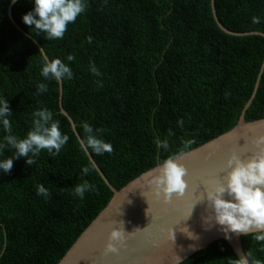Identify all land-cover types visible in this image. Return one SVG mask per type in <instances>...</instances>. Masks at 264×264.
<instances>
[{
  "label": "trees",
  "instance_id": "16d2710c",
  "mask_svg": "<svg viewBox=\"0 0 264 264\" xmlns=\"http://www.w3.org/2000/svg\"><path fill=\"white\" fill-rule=\"evenodd\" d=\"M12 4L0 0V97L13 110L12 134L26 136L34 113L46 108L69 140L58 155L44 150L34 165L21 157L10 172H0V264H58L114 196L61 104L82 139L87 122L112 144L111 153L89 151L121 189L169 156L239 123L264 63V36L225 32L212 0H88L87 11L68 25L63 39L47 40L23 22L32 0ZM215 6L227 29L264 33V0H215ZM20 27L50 59L71 67L74 76L62 81V93L60 82L41 75L45 55ZM69 54L74 61H67ZM92 62L100 76L90 70ZM39 83L48 85L47 92L38 91ZM262 118L264 72L245 115L247 122ZM6 134L0 127V140ZM157 139H167L168 149H158ZM186 140L194 143L185 149ZM85 181L93 190L81 200L74 190ZM40 185L48 198L37 195ZM242 243L245 253L264 264V242L243 235ZM236 256L226 240H218L179 264H228Z\"/></svg>",
  "mask_w": 264,
  "mask_h": 264
},
{
  "label": "clouds",
  "instance_id": "9594fccd",
  "mask_svg": "<svg viewBox=\"0 0 264 264\" xmlns=\"http://www.w3.org/2000/svg\"><path fill=\"white\" fill-rule=\"evenodd\" d=\"M17 2L18 0H11L13 4ZM32 2L34 7L23 15V22L33 33H43L47 40L63 39L68 25L74 24L88 9V0H32ZM88 39L91 42V37ZM74 60V55L67 56L68 62ZM90 70L97 76L101 75L94 62L90 64ZM41 75L46 80H55L58 83L65 79L71 80L74 76L68 63L59 58L50 59L47 55L42 60ZM37 88L40 93H44L47 92L48 85L39 83ZM12 113L9 100L0 97V127L7 133L0 140V172H10L14 161L21 157L26 158L27 165H34L36 158L44 150L52 155H58L68 143L69 136L62 132L59 120L54 119V113L48 109H40L34 113L33 125L24 137L12 134V123L9 119ZM180 123L182 124L183 121ZM82 126L86 134L81 145L83 148L90 149L97 155L113 151L112 144L100 135L101 129H94L87 122ZM169 135L174 133L169 130ZM192 143L193 140H186L184 148L190 147ZM256 144L264 145V137L258 138ZM156 145L158 149L162 147L167 150L169 141L157 139ZM6 150H11L14 154L5 158L3 154ZM181 159L182 154L169 156L158 166L153 177L152 184L156 194L162 195L165 202L170 203L173 196L183 197L188 191V169ZM82 171L87 175L89 168L84 167ZM91 190L93 185L85 181L75 186L74 195L83 200L85 194ZM205 192L208 206L210 205L214 214L206 219H214L215 223L221 226L226 238L230 239V235L235 233L251 235L253 240L264 242V154L257 153L245 158L240 153L233 152ZM205 192L197 203L205 199ZM37 195L48 198L50 192L40 185ZM196 204L193 205L192 211ZM192 211L185 220L190 218ZM181 231L188 232V228L184 227ZM131 233L125 231L123 221L122 226L120 224L113 226L105 246L106 253H118L126 247ZM178 258L182 259L179 256ZM228 264H262V262L252 258L250 252H246L230 258Z\"/></svg>",
  "mask_w": 264,
  "mask_h": 264
},
{
  "label": "water",
  "instance_id": "95a60500",
  "mask_svg": "<svg viewBox=\"0 0 264 264\" xmlns=\"http://www.w3.org/2000/svg\"><path fill=\"white\" fill-rule=\"evenodd\" d=\"M212 2L215 18L228 34L264 36L261 32L236 33L227 29L218 18L215 0ZM9 12L12 21L17 25L12 16V6L9 7ZM20 30L23 31L21 27ZM23 32L32 38L42 54L46 55L39 42L27 32ZM263 72L264 63L239 123L230 131L182 154L181 162L188 169L189 188L183 197L173 196L170 203L165 202L162 195L156 194L152 184L159 165L144 172L121 189H116L92 158L89 149L84 148L89 159L114 192V196L58 264H179L218 240H226L236 255L245 253L243 235L232 233L230 239L226 238L221 226L216 224L214 219H206L214 214L210 205L208 206L205 189L217 178V172L224 168L233 152H238L245 158L257 153L264 154V145L256 144L258 138L264 137V118L250 122L245 119L246 111L258 92ZM60 83L62 93V82ZM61 111L71 122L82 144L83 139L77 125L62 104ZM204 192L205 199L197 203L203 198ZM194 204L196 205L192 211ZM191 211L190 218L185 220ZM122 221L125 231L132 232L126 247L118 253H106L105 246L111 229L119 224L122 226ZM184 227L188 228L189 234L181 231Z\"/></svg>",
  "mask_w": 264,
  "mask_h": 264
}]
</instances>
